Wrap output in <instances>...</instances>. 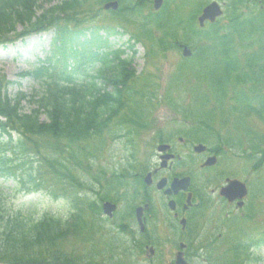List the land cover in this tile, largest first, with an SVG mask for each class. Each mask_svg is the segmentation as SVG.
Returning <instances> with one entry per match:
<instances>
[{
    "label": "trees",
    "instance_id": "16d2710c",
    "mask_svg": "<svg viewBox=\"0 0 264 264\" xmlns=\"http://www.w3.org/2000/svg\"><path fill=\"white\" fill-rule=\"evenodd\" d=\"M105 1L47 0L40 4L38 0H0L3 48L32 32H52L44 62L24 72L38 80V89L10 93L9 88L16 82L0 72V177L11 174L12 167L29 163L28 176L32 179L33 163L38 162L41 164L36 167L37 173L44 172V165L68 183H75L71 172L82 168L86 158L92 162L93 152L101 154L119 138L131 143L135 134L149 128L152 122L145 115H149L148 107L155 95L150 91L153 89L148 78L142 79L132 66L136 52L133 45L144 38L151 45L145 56L154 54L155 46L167 48L173 45L168 42L180 37L194 48L195 54L212 38L220 43L233 40L235 35L238 41L247 40L248 19L240 6L249 0L227 1L228 24L224 33L218 23L197 28L195 17L206 0H164L158 12L148 10V15L143 9L150 5L149 0H117L120 6L115 16L131 15L140 24V32L127 40L129 51L115 48L112 38L125 36L127 31H118L112 25H85L86 20L100 16ZM17 26L21 32H17ZM158 32L163 36H155ZM131 40L134 43L130 44ZM254 67L250 71H255ZM257 70L264 72V64ZM232 72L239 71L234 69L228 74ZM263 79L264 76L257 78L258 84ZM216 91L220 93L219 89ZM25 101L27 105H21ZM258 113L263 117L262 112ZM204 124L208 126V122ZM2 200L0 191V264H94L82 261L75 250L61 246L86 223L81 212L85 208L77 206V197L73 201L75 210L68 218L44 214L32 219L19 213L9 214ZM93 202L86 211L94 219L100 211L96 200ZM89 223L92 232L100 226ZM90 225H94L93 229ZM243 237L227 255L225 264L260 261L257 251L264 246V229L255 238Z\"/></svg>",
    "mask_w": 264,
    "mask_h": 264
},
{
    "label": "rangeland",
    "instance_id": "374dc122",
    "mask_svg": "<svg viewBox=\"0 0 264 264\" xmlns=\"http://www.w3.org/2000/svg\"><path fill=\"white\" fill-rule=\"evenodd\" d=\"M39 3L43 4L47 0H38ZM211 1V0H208ZM223 5L224 11L225 4L227 0H217ZM255 6L258 4L259 0H254ZM150 2V0H149ZM153 1L149 6L143 9V13L148 15L152 10ZM95 5H93V8ZM135 19V18H134ZM131 15L127 18H117L115 14L110 12H101L100 16L93 18L89 21L86 20V24H102V25H112L118 30L127 31L125 36H115L112 38V45L115 48H122L128 50L127 39L131 34H137L140 32V24L134 20ZM222 24H226L228 20L223 15L220 19ZM17 32H21V27H16ZM52 32L45 31L43 33H32L28 36H21L10 42L5 48L0 46V72L6 75V78L10 81L14 80L16 84L9 88L10 93L17 90L32 92L34 89H38V80L31 77L30 75L24 74L23 72L33 70V67L41 64L39 60H43L46 56V52H49L50 41ZM191 38V36H190ZM147 41L145 38L143 39ZM136 49V54L134 55L133 67L136 72L143 73V76L148 78L149 83L155 84L153 89H157V98L165 92V86L170 79L171 74L176 69V64L182 59L180 51L178 50H167L164 55L156 52L153 57L145 56L146 45L144 42L137 43L133 45ZM150 46V45H149ZM185 72H180L175 79L174 86L172 88L179 89L178 92L180 96L187 95L189 93L188 88L194 89L196 93L200 91L199 84L194 86L187 83L188 77L185 78ZM196 75L199 76V81L203 80L202 71L197 70ZM143 81V80H142ZM187 83V84H185ZM141 84V83H140ZM185 84V85H184ZM150 91H153L150 89ZM192 94V93H191ZM189 98V97H188ZM187 98V101H188ZM190 99V98H189ZM192 99V98H191ZM21 105L26 106V101ZM26 108V107H25ZM149 115L154 118H164L168 113H171L165 103L159 102L155 99L154 105L148 107ZM173 120V119H171ZM249 123L260 127L257 119L252 118ZM225 127V126H223ZM145 134V133H143ZM142 133L135 136L131 140V144L127 143L125 140L114 142L109 144L104 152L101 154L93 152L92 162L86 158L83 162V169L75 170L71 172L74 176L73 178L78 180L82 188L72 186V183H68L63 180L61 176L52 173L50 170L42 165L44 172L38 170L31 180L28 174L29 163L23 166L12 167L11 174L6 173L7 177H0V191L3 194V204L5 209L9 214H20L26 217L32 216V219H38L44 213L52 214L58 217H67L72 210L74 198L77 197V206L84 207L85 209L81 211L86 217V223H82L83 227L80 231H77L70 236V239L61 242V246L68 248L69 250H75L76 254L86 261H92L94 264H167L169 258L162 256V260L158 261H147L144 249L142 247V242L139 241L140 237L136 236L134 232L128 231V234L121 232L116 221H119L122 215V210H124V204L118 201L117 214L113 220L106 219L103 223V228L96 230L93 233L92 230L88 228V223L91 219V215L86 211L89 207V203H94L101 205V200H98V193L103 197L108 188L114 187V182L107 185L102 180V185H97L93 177L100 178L102 170L107 169L114 173L121 174L125 170L130 173H134L138 168L142 166H137L143 164L147 161L150 155L155 153L154 147L155 143L152 141V133L145 134ZM16 135L14 134L13 137ZM21 162V161H20ZM17 164L19 162L16 161ZM15 163V164H16ZM136 167H131V166ZM36 165H34L35 167ZM12 176H16V179ZM71 181V180H70ZM95 188L96 191L91 190ZM99 188V189H98ZM117 190L116 188H114ZM98 192V193H95ZM109 191L110 199H114L120 196L122 188H120L116 193ZM118 194V196H117ZM114 197V198H111ZM252 210L255 212L256 216L253 218L252 222L247 223V228L252 229V231L257 232L264 228V214L261 212L264 206V199L257 198L256 200H251ZM122 209V210H121ZM245 209H235L233 207L224 206V204L219 205L218 213L206 212L205 215H209L207 220H204L202 229L199 231V236L197 238V243L202 242L205 245L204 249L201 250V256L199 258H194L191 264H215L212 257L209 258L210 254L215 257L220 256L221 250L227 248L231 244V236L235 227L230 225L226 221V213H231V215H242ZM125 211V210H124ZM101 218H104L101 215ZM129 220L128 218L122 220L124 226L130 224L132 229L137 231V226L135 221ZM90 224V223H89ZM135 235V238H134ZM133 238V240H132ZM227 238V244L224 243ZM139 242H136L137 240ZM89 240L88 243H86ZM134 241L136 242L134 244ZM224 245V246H222ZM194 248V247H193ZM206 259V260H205ZM256 264H264V256L262 260Z\"/></svg>",
    "mask_w": 264,
    "mask_h": 264
},
{
    "label": "flooded vegetation",
    "instance_id": "af4514ba",
    "mask_svg": "<svg viewBox=\"0 0 264 264\" xmlns=\"http://www.w3.org/2000/svg\"><path fill=\"white\" fill-rule=\"evenodd\" d=\"M223 86L224 107L228 111H240V104L231 101L234 96L228 94L225 83ZM197 113L192 110L177 111L167 114L169 121L165 115L164 118H158L154 131L157 137L156 148L159 144L167 148L139 165L142 167L137 173L140 183V203L137 206H143V230L139 234L144 242L143 248L153 249L150 262L162 260L165 255L169 258L167 263L173 264L179 252L187 262L198 258L201 251L197 248L199 231L203 230L204 220L211 215H205L206 212L214 213L215 210L218 213L221 204L236 207L237 200L228 203L219 194L226 181L238 179L250 191L253 186L257 190L261 184L258 177L254 180L248 177L264 167V162H260L259 168L252 169L250 158L255 159L256 155L264 153L243 155L229 140L218 139L214 130L204 138L198 126L183 119L188 114ZM200 144L203 148L196 151L195 147ZM181 177L188 178L189 182L182 184L183 187L176 193H165L171 181ZM159 182L163 183L162 188L157 187ZM170 201H173L172 208L169 207Z\"/></svg>",
    "mask_w": 264,
    "mask_h": 264
},
{
    "label": "water",
    "instance_id": "95a60500",
    "mask_svg": "<svg viewBox=\"0 0 264 264\" xmlns=\"http://www.w3.org/2000/svg\"><path fill=\"white\" fill-rule=\"evenodd\" d=\"M154 4L153 7L154 9H159L162 6L163 1L162 0H153ZM103 8L105 10L107 9H112V10H116L118 8V3L116 1H109L107 2V4H105L103 6ZM222 13V10L220 9L219 5L217 2H211L210 4L206 5L205 8L203 9L202 14L197 18V20L199 21L200 26H203L204 22L206 20H209L211 22H214L215 18L217 16H219ZM183 54H189V50L185 47ZM175 183L173 182L172 186L175 187ZM180 183V182H177ZM236 189L238 186H235ZM235 187L233 186H228L224 189V191L222 192L223 195H227L230 199H232L233 197L237 196L236 192H235ZM238 194L240 196H243L245 193V190H243V188H238ZM235 192V193H234ZM115 206L113 204H111L110 202H105L103 204V211L104 213L108 214L109 216L112 215V212L114 210ZM139 211V209H137ZM176 264H187L186 262H183L181 258H177V260L175 261Z\"/></svg>",
    "mask_w": 264,
    "mask_h": 264
}]
</instances>
